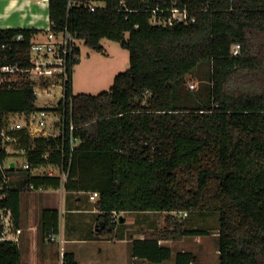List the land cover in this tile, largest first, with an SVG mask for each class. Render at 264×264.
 Returning <instances> with one entry per match:
<instances>
[{"label":"trees","instance_id":"obj_1","mask_svg":"<svg viewBox=\"0 0 264 264\" xmlns=\"http://www.w3.org/2000/svg\"><path fill=\"white\" fill-rule=\"evenodd\" d=\"M91 1L49 0L52 30L68 29L99 51L105 49L102 38L117 40L130 51V67L116 75L110 90L74 93L80 57L70 63L59 105L66 108L65 135L35 137L27 127L10 132L15 139L9 144L24 151L31 167L1 166L0 216L10 209L20 227L21 196L32 184L97 191L103 235L116 230L115 212H217L220 264H264V0H103L95 10ZM174 5L195 19L173 26L151 22L158 6L163 10L156 13L167 16ZM39 32L0 28V64L31 66L30 47ZM236 43L241 48L233 54ZM74 51L80 54V46ZM189 74L199 77V88L188 87ZM37 98L25 75L0 81L1 164L13 155L3 136L10 115L37 110ZM72 135L80 139L73 148ZM48 164L61 167L64 183L61 174L32 173V166ZM17 170L23 177L15 182L9 174ZM166 221L179 230L180 218L168 215ZM41 229L45 239L60 232L59 209L42 211ZM132 251L149 261L140 264L173 256L155 237L134 239ZM22 259L21 243L0 240V264ZM64 260L79 264L73 252ZM197 261L188 250L175 258V264Z\"/></svg>","mask_w":264,"mask_h":264},{"label":"rangeland","instance_id":"obj_2","mask_svg":"<svg viewBox=\"0 0 264 264\" xmlns=\"http://www.w3.org/2000/svg\"><path fill=\"white\" fill-rule=\"evenodd\" d=\"M96 3L105 4L103 0H96ZM80 61L74 66L72 87L74 93H91L97 94L105 90H110L116 75L126 71L130 67V51L124 48L117 40L110 38H102L101 44L104 46L103 51L93 48L85 40L80 41ZM24 74H21V76ZM21 76H13L12 80H17ZM9 79V78H7ZM11 81V80H10ZM200 80L197 75L189 74L187 76V85L190 89H197L200 87ZM62 86L58 85L53 89L52 93H43L39 90V95L36 101L37 106H45L47 103L52 106L53 110L59 111L58 98L61 97ZM58 116V114H57ZM23 114L10 115V122L23 120ZM9 153L13 155L8 156L1 166L6 167L8 162L14 160L18 167H22L26 160L24 151L16 149L15 146H6ZM15 153V154H14ZM32 173L58 175L61 174L59 166L53 164L32 166ZM10 178L17 182L22 179L23 173L17 170L9 174ZM64 185H62L63 187ZM23 216L26 218L29 215V208L34 207V210L39 209V213L34 218L38 217V225L32 231L24 230L21 233V249H22V263L23 264H64V253L72 252L69 247V237L76 235L84 238L83 248L81 247L79 264H87L88 259L100 255L109 256L108 261H101L98 264H140L149 263L146 259H142L133 255L132 241L136 236L141 237H155L161 243L167 244L172 248L173 256L170 260L164 261L162 264H175L176 254L180 250L193 251L198 255V261L195 264H220L219 251V231L220 220L217 212H196L189 213L185 217H180L178 211H131L123 214L118 212L114 217L118 224L116 230L112 235H103L101 233V221L97 213L82 211L77 213L68 212L67 209L76 203H69L64 199V191L62 188H45L44 190L33 189L22 193ZM92 202L83 199L75 207L85 208ZM96 201V200H95ZM94 201V202H95ZM93 203V202H92ZM96 203V202H95ZM57 206L61 210L60 226L61 232L58 234L57 240L45 239L41 229L42 211L46 207ZM85 206V207H84ZM97 225H96V217ZM124 216L125 221L121 222L120 217ZM172 215L173 220L180 218L181 222L176 229L175 224H168L166 217ZM74 221H80L82 227L78 230L72 229ZM78 228V227H77ZM183 229H204L209 231V234L204 235H187L180 231ZM122 237L129 239L126 242L122 241ZM67 239V240H66ZM62 240H65L64 246ZM128 241V242H127ZM63 242V241H62ZM87 242V243H86ZM99 242V243H98ZM37 243L40 252L34 253L32 251V244ZM47 245V246H46ZM101 245V246H100ZM43 246L52 247V251L48 254V260L45 258L42 248ZM102 247V250L99 248ZM48 251V250H47ZM106 260V259H104Z\"/></svg>","mask_w":264,"mask_h":264},{"label":"built area","instance_id":"obj_3","mask_svg":"<svg viewBox=\"0 0 264 264\" xmlns=\"http://www.w3.org/2000/svg\"><path fill=\"white\" fill-rule=\"evenodd\" d=\"M91 10H95L100 4L96 1H91ZM105 5V4H102ZM159 6L154 9V15L151 18V22L157 25L173 26L179 22H187L190 19L189 11L186 7L180 8L178 6H173L166 10L169 11L167 16H159L156 12L161 11ZM193 20L194 17H191ZM22 38V34L13 37L14 40ZM81 39L76 36V34L70 32L68 29L63 31H53L50 27L47 37L43 40H33L31 43V62L32 65L24 68L19 64H0V72L2 73L0 81L7 79V74L9 75V81L13 79V76H18L19 74H24L28 77L33 84V89L37 96L39 95V90H43V93H52L53 89L58 85L62 86L61 97L58 98L57 109L59 111L53 110L50 103L45 106H38L37 110H33L28 114H23L24 119L14 122H9V124L3 130V136L5 144L7 146L11 145L14 141V136L10 133L11 131L27 127L30 135L35 137H59L65 135L66 127V108L59 109L60 102L64 100L66 96L67 83L70 79L69 65L75 58L80 57V54L74 51V47L80 46ZM8 43H2V49L8 48ZM241 45L236 43L233 45V54L239 53ZM58 114V116H57ZM74 125L71 124V131L74 129ZM72 148L80 142L78 137H71ZM23 151V150H22ZM11 161L8 162L6 167H11ZM16 163V162H15ZM55 165V164H53ZM17 166V164H15ZM58 166V165H55ZM24 168H30L31 165L28 161H25L22 165ZM61 169V167H59ZM52 175V173H50ZM66 180L65 172H62L63 183ZM5 181L8 179L5 178ZM33 189L44 190V187L36 188L33 184L31 185ZM97 191L93 192L92 197H98ZM180 216H187L188 212L180 211ZM118 213L115 212V216ZM0 240H12L18 244L21 243V227H16L14 219L12 217V212L8 208L1 209L0 216ZM59 234V233H58ZM58 234H51L47 240H57Z\"/></svg>","mask_w":264,"mask_h":264},{"label":"crops","instance_id":"obj_4","mask_svg":"<svg viewBox=\"0 0 264 264\" xmlns=\"http://www.w3.org/2000/svg\"><path fill=\"white\" fill-rule=\"evenodd\" d=\"M17 27L38 28L40 29V32L34 37V40L45 39L51 27L49 0H0V28H17ZM11 162L15 163L14 160H11ZM15 164H17V162ZM60 188H62L64 191V199H66L67 201L71 200L69 201L70 204L73 202L78 204L83 199H87V198H89V200L93 202L89 204V201H88V204H87L88 206L86 207L84 206L85 208L83 209L82 207L80 208V206L79 208L78 207L76 208L75 207L76 204H75L67 209L68 212L76 211L77 213H79L82 211L84 212L87 211V212L97 213L99 215V211L95 207V202H96L95 200H97L98 197H92L94 191L67 190L64 186ZM46 208H57L59 209L60 215H61V210L57 206L46 207ZM28 210H29V215H27L25 218L23 216V206H22V198H21L20 227L22 231L27 230L32 233V231L38 225V217L37 218H34V217L38 215L39 209L37 208L36 210H34V207L31 206V208H29ZM129 212L130 211H122L123 214L129 213ZM98 215L96 217V225L98 221L97 220ZM74 222L75 223H73L71 227L72 229L78 230L82 227L80 221H74ZM60 232H61V226H60ZM137 238H146V237L136 236L130 240L132 241ZM83 240L84 238H81L76 235L69 237V241H70L69 244H72V246H70L69 249L75 254V257L77 260H80V253H81L80 249L81 247L82 248L84 247ZM121 240L122 241L120 242H126V240H129V239L122 237ZM62 241H61V243H63L62 248L64 249L66 248V246H64L65 240H62ZM46 246H43L42 250L44 251L43 253L46 254L45 258H47L48 260L49 259L48 257L50 256V255L48 256V254L50 251H52V247L49 248ZM31 248L34 253L40 252V248L38 247L37 243H33ZM99 248L102 250V247H99ZM108 259H111V258L107 255H105V257L96 255V257L89 258L87 264H98L101 261H108Z\"/></svg>","mask_w":264,"mask_h":264},{"label":"water","instance_id":"obj_5","mask_svg":"<svg viewBox=\"0 0 264 264\" xmlns=\"http://www.w3.org/2000/svg\"><path fill=\"white\" fill-rule=\"evenodd\" d=\"M11 167H15V163L14 162L11 163ZM120 221L121 222H124L125 221V218H124L123 215L120 217Z\"/></svg>","mask_w":264,"mask_h":264}]
</instances>
